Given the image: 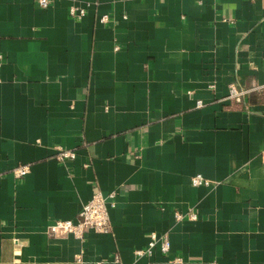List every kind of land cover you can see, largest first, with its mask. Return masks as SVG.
Masks as SVG:
<instances>
[{"label": "crops", "instance_id": "0c3cea01", "mask_svg": "<svg viewBox=\"0 0 264 264\" xmlns=\"http://www.w3.org/2000/svg\"><path fill=\"white\" fill-rule=\"evenodd\" d=\"M232 82L264 84V0H0V264H264V89ZM96 190L109 232L46 233Z\"/></svg>", "mask_w": 264, "mask_h": 264}, {"label": "built area", "instance_id": "2783aa9c", "mask_svg": "<svg viewBox=\"0 0 264 264\" xmlns=\"http://www.w3.org/2000/svg\"><path fill=\"white\" fill-rule=\"evenodd\" d=\"M52 0H35V3L40 8H47L51 4ZM87 4H76L75 2L71 3L68 8V14L71 18L80 19L86 14ZM98 21L102 24H106L111 21L109 14L104 13L98 17ZM215 85L213 83L208 84V88L213 89ZM264 89V84H258L253 87L243 88L239 86V84L232 82L228 84V94L229 98H233L237 101H241L244 96L250 90L262 91ZM203 103L201 100H197L196 107L202 106ZM75 151L71 149H64L60 146H56V154L55 159L60 162L67 163L69 160L75 157ZM88 164L85 163L84 166ZM29 171L28 165H20L15 167L12 170V174L16 178L23 177ZM191 183L195 186L197 185H207L209 181L205 179L201 174H195L191 178ZM114 193L109 195V198H113ZM114 203L109 199L106 201L105 196L96 190L91 198L85 202L81 210L79 211V218L75 221L73 220H62V219H54L50 221L46 227V233L50 236H59L66 234H73L77 237H82L83 233L88 229H93L96 232L106 233L111 229V223L109 219V206H112ZM173 215L176 220H182L184 218L187 219H196L197 215L193 211L181 212L175 210ZM159 241L160 248L162 251L166 252L169 248V240L167 236H162L161 238H157L155 233L149 234L148 245L145 249H139L136 251L137 255H142L144 253H150L152 247ZM77 261H81L80 255L77 256ZM102 261H98L96 264H101ZM214 264V263H213Z\"/></svg>", "mask_w": 264, "mask_h": 264}]
</instances>
